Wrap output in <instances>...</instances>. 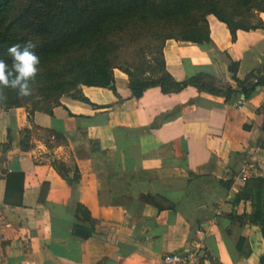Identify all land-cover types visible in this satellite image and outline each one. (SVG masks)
<instances>
[{
	"label": "crops",
	"instance_id": "obj_1",
	"mask_svg": "<svg viewBox=\"0 0 264 264\" xmlns=\"http://www.w3.org/2000/svg\"><path fill=\"white\" fill-rule=\"evenodd\" d=\"M206 19L207 41L163 40V65L176 80L209 73L229 95L157 85L135 97L114 68V89L81 84L49 111L0 109V264H160L186 249L197 264H257L264 83L234 101L264 75V32Z\"/></svg>",
	"mask_w": 264,
	"mask_h": 264
},
{
	"label": "trees",
	"instance_id": "obj_2",
	"mask_svg": "<svg viewBox=\"0 0 264 264\" xmlns=\"http://www.w3.org/2000/svg\"><path fill=\"white\" fill-rule=\"evenodd\" d=\"M262 11L264 0H0V58L11 63L8 47L31 40L37 45L35 51L41 58L42 72L37 77L36 87L45 91L56 88V93L81 84L114 89L112 70L116 68L127 75L135 97H140L147 87L157 85L163 92L189 85L200 91L229 95L235 89L206 72L174 79L164 68L162 48L161 63L154 76L134 73L121 66L118 53L128 48L131 37L148 38L155 44L168 37L193 43L207 41L206 15L209 13L225 22L231 35L236 28H260L264 32L259 15ZM235 65L236 62H232L227 66L232 79H235ZM253 78L256 81L239 88L236 95L243 93L246 97L257 83H264L263 74ZM42 80H47L46 86L37 83ZM20 100L15 92L9 91L8 102L1 105L2 109L22 105ZM51 106L30 109L49 111ZM54 163L63 173L60 163ZM254 185L264 191V177L257 178ZM247 195L242 189L236 198ZM140 197L159 206L149 194H140ZM78 209L88 217L84 206L78 204ZM256 221L264 240V216ZM257 264H264L263 253L258 256Z\"/></svg>",
	"mask_w": 264,
	"mask_h": 264
},
{
	"label": "rangeland",
	"instance_id": "obj_3",
	"mask_svg": "<svg viewBox=\"0 0 264 264\" xmlns=\"http://www.w3.org/2000/svg\"><path fill=\"white\" fill-rule=\"evenodd\" d=\"M129 40V43L127 44L128 48L121 49L118 53V63L121 66L129 68V70L134 73H143V75L154 76L156 74V69L159 67V63H161L162 42L158 41L155 44V42L148 41V38L137 39L135 37H131ZM57 80L58 78H56V81ZM37 83L41 86H46L47 80H42ZM63 85L67 86L68 84ZM33 88L34 92L32 96L20 100L23 106L29 108L32 106L46 107L48 104L53 105L67 96L76 97L80 93V85L61 93H56V88L47 91H45L44 88L39 89V87H36V83L33 85ZM3 107L4 106L0 105V109Z\"/></svg>",
	"mask_w": 264,
	"mask_h": 264
},
{
	"label": "clouds",
	"instance_id": "obj_4",
	"mask_svg": "<svg viewBox=\"0 0 264 264\" xmlns=\"http://www.w3.org/2000/svg\"><path fill=\"white\" fill-rule=\"evenodd\" d=\"M37 45L31 40L23 45L16 43L8 47L11 63L0 58V105L8 102V92L13 91L18 99L33 95V85L42 72L41 58L35 51Z\"/></svg>",
	"mask_w": 264,
	"mask_h": 264
},
{
	"label": "built area",
	"instance_id": "obj_5",
	"mask_svg": "<svg viewBox=\"0 0 264 264\" xmlns=\"http://www.w3.org/2000/svg\"><path fill=\"white\" fill-rule=\"evenodd\" d=\"M256 81V78L252 79ZM245 96L243 93L237 95V100L234 101V105L237 107L240 106L242 101H244ZM262 140L264 141V127L262 130ZM248 177V173L244 172L241 176V179L244 180ZM198 252L196 250H173L167 253H164L161 257L160 264H197Z\"/></svg>",
	"mask_w": 264,
	"mask_h": 264
},
{
	"label": "water",
	"instance_id": "obj_6",
	"mask_svg": "<svg viewBox=\"0 0 264 264\" xmlns=\"http://www.w3.org/2000/svg\"><path fill=\"white\" fill-rule=\"evenodd\" d=\"M74 234L77 235L78 237H83V236H85L86 231H85V229L82 230L80 228H75Z\"/></svg>",
	"mask_w": 264,
	"mask_h": 264
}]
</instances>
